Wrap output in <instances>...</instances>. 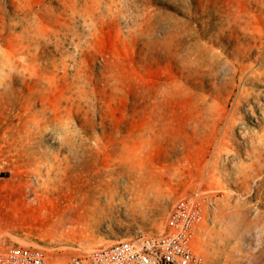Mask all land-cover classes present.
<instances>
[{
  "label": "rangeland",
  "instance_id": "374dc122",
  "mask_svg": "<svg viewBox=\"0 0 264 264\" xmlns=\"http://www.w3.org/2000/svg\"><path fill=\"white\" fill-rule=\"evenodd\" d=\"M190 195L205 264H264V0H0V251L65 264Z\"/></svg>",
  "mask_w": 264,
  "mask_h": 264
},
{
  "label": "built area",
  "instance_id": "2783aa9c",
  "mask_svg": "<svg viewBox=\"0 0 264 264\" xmlns=\"http://www.w3.org/2000/svg\"><path fill=\"white\" fill-rule=\"evenodd\" d=\"M204 217L196 195L172 205L159 234L138 235L70 256L65 264H205L193 238ZM0 264H52L36 246L13 244L0 251Z\"/></svg>",
  "mask_w": 264,
  "mask_h": 264
},
{
  "label": "bare ground",
  "instance_id": "6f19581e",
  "mask_svg": "<svg viewBox=\"0 0 264 264\" xmlns=\"http://www.w3.org/2000/svg\"><path fill=\"white\" fill-rule=\"evenodd\" d=\"M139 178V177H138ZM140 180V179H139ZM138 182V181H137ZM135 182V183H137ZM142 184V183H141ZM140 185V184H139ZM141 187V186H140ZM139 188V186L136 188V186H133L132 182H129V184L126 186V188L124 190L127 191H131V192H135L137 189ZM86 189V188H85ZM140 190H143L141 188H139ZM87 191V190H86ZM118 192V187L116 185L114 186H110L108 187L105 192L103 193L105 195V197H107V199H111L112 197L115 196V194ZM137 193V192H136ZM140 194V193H139ZM117 195V194H116ZM135 195V194H133ZM97 194L95 190H90L84 193V196L81 198V200H78L75 202L74 197H70L68 200L70 201V205H74L76 204L77 206H84V207H88L92 205V202L94 203H99L98 199H96ZM135 197V196H133ZM136 199V198H135Z\"/></svg>",
  "mask_w": 264,
  "mask_h": 264
}]
</instances>
